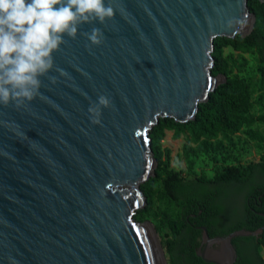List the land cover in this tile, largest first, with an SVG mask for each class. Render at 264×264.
<instances>
[{
	"label": "water",
	"instance_id": "obj_1",
	"mask_svg": "<svg viewBox=\"0 0 264 264\" xmlns=\"http://www.w3.org/2000/svg\"><path fill=\"white\" fill-rule=\"evenodd\" d=\"M109 2L113 18L79 26L101 28L100 45L65 36L42 97L0 105V264H167L152 222L135 219L158 167L150 133L161 118L196 119L226 81L216 38L247 36L256 15L249 0ZM101 94L111 104L93 123ZM200 228L198 254L214 264H235L233 239L264 231Z\"/></svg>",
	"mask_w": 264,
	"mask_h": 264
},
{
	"label": "trees",
	"instance_id": "obj_2",
	"mask_svg": "<svg viewBox=\"0 0 264 264\" xmlns=\"http://www.w3.org/2000/svg\"><path fill=\"white\" fill-rule=\"evenodd\" d=\"M250 10L256 15L252 31L245 37H217L213 57V74H223L226 81L201 103L195 120L177 122L161 118L152 129V150L158 160L155 175L142 185L149 204L159 198L163 213L171 225V233L162 237L170 264H214L206 262L198 254L202 248L203 230L211 237L224 236L235 230H257L264 226V151L259 161L240 167L228 165L214 179L205 175L185 178L170 168V156L162 149L167 131L174 137L187 133V158L199 151L212 150L213 140L222 136L231 139L243 126L255 122L264 123V114L250 116L257 85L249 78L231 76L230 60L224 48L231 46L241 53H256L261 73V86L256 101L264 103V3L249 0ZM249 136L264 144V135L250 132ZM193 162L190 161V166ZM144 213L137 212L136 220ZM237 249L235 264H264L260 248L264 247V231L260 236H238L233 239Z\"/></svg>",
	"mask_w": 264,
	"mask_h": 264
},
{
	"label": "clouds",
	"instance_id": "obj_3",
	"mask_svg": "<svg viewBox=\"0 0 264 264\" xmlns=\"http://www.w3.org/2000/svg\"><path fill=\"white\" fill-rule=\"evenodd\" d=\"M116 11L109 0H0V105L19 108L42 97L41 77L55 67L54 52L65 36L82 34L100 45L101 28L80 33L79 26L104 23ZM110 104V97L99 95L89 107L90 120L100 123L102 109Z\"/></svg>",
	"mask_w": 264,
	"mask_h": 264
},
{
	"label": "rangeland",
	"instance_id": "obj_4",
	"mask_svg": "<svg viewBox=\"0 0 264 264\" xmlns=\"http://www.w3.org/2000/svg\"><path fill=\"white\" fill-rule=\"evenodd\" d=\"M224 55L230 60L231 76L239 75L249 78L257 85V91L253 97L255 104L250 111V116L256 117L260 114H264V103L256 101L261 86L258 55L256 53H241L234 50L231 46H226L224 48ZM214 75L218 74L215 73ZM250 132L264 135V123L257 121L251 126H243V128L231 139H225L219 136L217 139L213 140L214 147L212 150L206 152L199 151L198 155L191 154L190 157L187 158L185 155V148L188 145L193 147L197 145L188 143L187 133H183L179 138H175L173 131H167L162 141V149L170 156V168L181 173L185 178L205 175L209 179H214L215 176L228 165L243 167L251 162L260 160L264 151V144L251 138L249 136ZM190 161L193 162L192 166H190ZM163 207L164 204L159 198L156 200L155 204H149L147 199L146 206L138 212L142 211L144 213V218L141 220L142 222H152L166 263L170 264L165 247L162 245L161 241V236L163 234L171 233L172 231L171 225L168 223L163 213ZM212 249L210 250L212 254H219L221 252L220 246H214ZM260 252L264 256V247L260 248ZM222 255L225 257V254ZM225 258H227V256Z\"/></svg>",
	"mask_w": 264,
	"mask_h": 264
}]
</instances>
